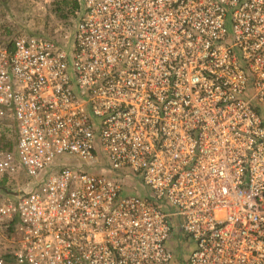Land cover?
Segmentation results:
<instances>
[{"label":"built area","instance_id":"1","mask_svg":"<svg viewBox=\"0 0 264 264\" xmlns=\"http://www.w3.org/2000/svg\"><path fill=\"white\" fill-rule=\"evenodd\" d=\"M78 5L0 33V264H264V0Z\"/></svg>","mask_w":264,"mask_h":264},{"label":"rangeland","instance_id":"2","mask_svg":"<svg viewBox=\"0 0 264 264\" xmlns=\"http://www.w3.org/2000/svg\"><path fill=\"white\" fill-rule=\"evenodd\" d=\"M60 1L66 2V6L61 7L65 14L72 10V0H0V33L2 37L8 40L16 34H25L62 42L65 35H71L75 19L72 16L67 18L58 17L54 11V6ZM227 29L230 32V25H227ZM71 47L72 40L67 43L66 51H70ZM3 149H6V146L0 142V150ZM66 161L72 164L79 163L73 159ZM24 179L27 180L25 177ZM130 184L135 185L133 182H130ZM138 186L135 188L137 192L133 193L131 191L128 193H138L142 196L145 191L139 184ZM13 193L14 189L9 190L8 194L0 193V201L13 197ZM172 239H174V236ZM173 247L174 264H184L189 250L192 248V243L185 241L182 237Z\"/></svg>","mask_w":264,"mask_h":264},{"label":"trees","instance_id":"3","mask_svg":"<svg viewBox=\"0 0 264 264\" xmlns=\"http://www.w3.org/2000/svg\"><path fill=\"white\" fill-rule=\"evenodd\" d=\"M65 7L66 6V2L64 1H60L59 3L55 4V13L58 15V17L60 18H67L68 16H72V18L75 19L76 21V12L79 10V5H78V0H72V4H71V9L70 12L68 13H64V11H62L61 7ZM0 142L1 144H3L4 146L8 147L9 143H7V138H5L4 135L0 136Z\"/></svg>","mask_w":264,"mask_h":264},{"label":"crops","instance_id":"4","mask_svg":"<svg viewBox=\"0 0 264 264\" xmlns=\"http://www.w3.org/2000/svg\"><path fill=\"white\" fill-rule=\"evenodd\" d=\"M174 236V239H172V237ZM173 236L171 237V239L169 240V242H168V247L171 249V250H173V246H175V243L179 240L180 241V239L182 238V236L180 235V234H173ZM186 241V240H185ZM192 249V248H191ZM190 249V250H191ZM189 250V251H190ZM172 264H174V256H173V262H172Z\"/></svg>","mask_w":264,"mask_h":264}]
</instances>
